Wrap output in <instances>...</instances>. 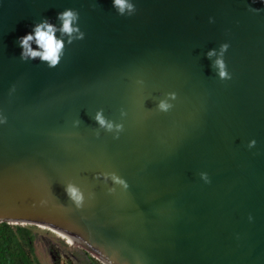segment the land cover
Returning <instances> with one entry per match:
<instances>
[{"label": "water", "instance_id": "obj_1", "mask_svg": "<svg viewBox=\"0 0 264 264\" xmlns=\"http://www.w3.org/2000/svg\"><path fill=\"white\" fill-rule=\"evenodd\" d=\"M132 2L126 17L112 0H0V221L65 233L101 264H264V3ZM68 8L85 38L55 68L21 61L18 38ZM223 43L230 80L206 56ZM101 109L118 139L96 135ZM105 172L129 188L109 194ZM69 182L94 199L76 209Z\"/></svg>", "mask_w": 264, "mask_h": 264}, {"label": "clouds", "instance_id": "obj_2", "mask_svg": "<svg viewBox=\"0 0 264 264\" xmlns=\"http://www.w3.org/2000/svg\"><path fill=\"white\" fill-rule=\"evenodd\" d=\"M264 3V0H261ZM95 7V5H93ZM112 7L116 13L120 16L131 17L135 15L137 9L132 0H112ZM255 11V9H250ZM79 12L75 9H65L57 14L56 20L59 24L50 22L48 18H42L40 21L35 22L31 32L18 38V45L21 47L22 52L20 59L23 62L30 60H39L41 63L46 64L49 68L57 67L62 58L65 55V49L67 45H71L76 41H81L85 38V33L79 26ZM35 45V47H34ZM229 48L228 43H223L219 46V49H212L206 53L208 59L212 60V68L221 80H230L231 74L227 70V65L224 59L225 53ZM175 93H168L165 99H161L158 103V111L168 112L172 109L173 104L170 100H175ZM127 114L121 111V117ZM94 121L98 124L96 135L99 136L100 130L114 134V138L118 139L119 134L124 130L122 123H116L103 114V110L96 112ZM6 118L0 116V124L5 123ZM79 124V121L76 122ZM255 140L249 143V148L254 147ZM201 178L205 182H210L206 173H201ZM105 184L111 181L113 187L107 189L109 194L116 192V186H119L123 190L129 188L127 181L119 176L115 172L100 173L96 179H101ZM65 194L68 200L75 206L76 209H82L85 205L86 199H94L95 194L88 192L87 197L85 192L77 184L69 182L64 187ZM46 201H41V204ZM252 217H249L251 220Z\"/></svg>", "mask_w": 264, "mask_h": 264}, {"label": "flooded vegetation", "instance_id": "obj_3", "mask_svg": "<svg viewBox=\"0 0 264 264\" xmlns=\"http://www.w3.org/2000/svg\"><path fill=\"white\" fill-rule=\"evenodd\" d=\"M44 227H46V231L50 234L47 235L46 233H39L31 230L32 254L40 264L41 261L36 254L35 248L37 245L33 243L34 238H41L43 240L41 248L48 259V264H101L100 261L84 247L76 244L57 231L47 226ZM52 232L56 233L52 234Z\"/></svg>", "mask_w": 264, "mask_h": 264}, {"label": "trees", "instance_id": "obj_4", "mask_svg": "<svg viewBox=\"0 0 264 264\" xmlns=\"http://www.w3.org/2000/svg\"><path fill=\"white\" fill-rule=\"evenodd\" d=\"M31 239L25 224L0 221V264H40L32 254Z\"/></svg>", "mask_w": 264, "mask_h": 264}, {"label": "rangeland", "instance_id": "obj_5", "mask_svg": "<svg viewBox=\"0 0 264 264\" xmlns=\"http://www.w3.org/2000/svg\"><path fill=\"white\" fill-rule=\"evenodd\" d=\"M25 224L26 226L30 227L31 230L33 231H37L39 233H46L47 235L50 234L48 233V231H46V227H44V225L41 226L35 223H22ZM56 233V232H55ZM54 232H52V234H55ZM33 243L35 245H37L36 248V254L39 257L41 264H48V259L46 257V255L43 253V250L41 248L43 240L41 238H34Z\"/></svg>", "mask_w": 264, "mask_h": 264}, {"label": "bare ground", "instance_id": "obj_6", "mask_svg": "<svg viewBox=\"0 0 264 264\" xmlns=\"http://www.w3.org/2000/svg\"><path fill=\"white\" fill-rule=\"evenodd\" d=\"M42 226V225H41ZM50 228V227H49ZM52 229V228H51ZM52 230H54V231H57V230H55V229H52ZM58 233H60L61 235H63V236H65V237H67L68 239H70L71 241H72V237H70V236H68L67 234H65V233H62V232H60V231H57Z\"/></svg>", "mask_w": 264, "mask_h": 264}]
</instances>
